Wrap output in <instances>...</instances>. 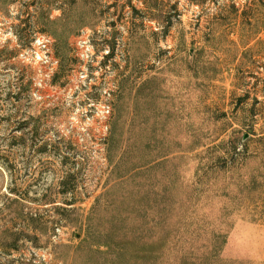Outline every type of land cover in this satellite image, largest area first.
<instances>
[{
	"label": "rangeland",
	"instance_id": "obj_1",
	"mask_svg": "<svg viewBox=\"0 0 264 264\" xmlns=\"http://www.w3.org/2000/svg\"><path fill=\"white\" fill-rule=\"evenodd\" d=\"M0 264H264V0H0Z\"/></svg>",
	"mask_w": 264,
	"mask_h": 264
},
{
	"label": "built area",
	"instance_id": "obj_2",
	"mask_svg": "<svg viewBox=\"0 0 264 264\" xmlns=\"http://www.w3.org/2000/svg\"><path fill=\"white\" fill-rule=\"evenodd\" d=\"M48 44H50V40L47 37H40L38 39H36L35 43L33 45H37V47H35V52L36 55L39 59H42L41 56V50L43 49V51H45L48 48ZM34 49L32 50V53H34ZM28 55V53L26 54ZM106 113H110V107H105Z\"/></svg>",
	"mask_w": 264,
	"mask_h": 264
}]
</instances>
